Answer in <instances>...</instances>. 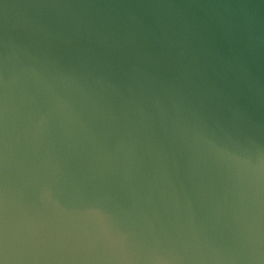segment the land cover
<instances>
[{
	"label": "water",
	"instance_id": "obj_1",
	"mask_svg": "<svg viewBox=\"0 0 264 264\" xmlns=\"http://www.w3.org/2000/svg\"><path fill=\"white\" fill-rule=\"evenodd\" d=\"M0 264H264V0H0Z\"/></svg>",
	"mask_w": 264,
	"mask_h": 264
}]
</instances>
